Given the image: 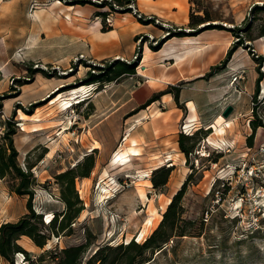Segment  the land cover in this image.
Listing matches in <instances>:
<instances>
[{
	"label": "rangeland",
	"instance_id": "374dc122",
	"mask_svg": "<svg viewBox=\"0 0 264 264\" xmlns=\"http://www.w3.org/2000/svg\"><path fill=\"white\" fill-rule=\"evenodd\" d=\"M5 1L0 5V95L6 96L3 117L17 121L14 144L19 152L18 163L24 169L28 163L35 165L32 172L37 184L32 204L38 213H43L44 220L49 221L53 212L64 209L54 175L75 166L94 150H87L93 144L102 147L95 153L93 172L98 169V173L77 180L84 210L73 224L74 233L53 238L47 248L85 243L90 232L92 244L84 257L87 259L97 245L132 238L144 241L160 223L182 184L171 191L167 187L156 192L145 181L148 171L124 168L122 163H128L130 156L127 162L119 161L118 154L122 152L115 151L129 143L124 140L131 129L146 132H142V117L150 115L151 104L147 103L168 88H151L146 76L156 55L185 47L166 40L184 30V43H194L199 34L158 16L143 14L135 5L132 10L141 16L116 10L110 15L111 23L104 24L99 11L112 9L98 7L102 0L86 4L80 0ZM197 1L216 19L214 23L224 26L206 30V40L218 42L215 46L220 55L228 46L229 50L234 48L233 54L236 52L241 64L252 65L250 56L256 65L254 74L258 78L263 73V79L257 94L256 86L247 87L250 76L245 72L242 79L233 84L230 81L234 90L226 92L227 88L219 87L213 90V96H206L204 89L210 87L207 82L215 73L220 86L232 78L226 70L230 60L225 61L226 54L215 65L219 67L216 72L201 82L175 84L182 95L178 108L184 115L191 110L202 120L201 124L189 126L191 133L211 129V143L205 142L208 137L197 142L184 165L185 179L192 174L183 199L187 217H205V226L200 237L170 241L169 248L156 255L153 264H264V60L259 65L251 54L253 51L255 56L264 57L260 41L264 37V0ZM119 19L120 25L114 27ZM246 23L250 28L242 32L245 45L239 46V38L231 29L245 27ZM103 27L115 31H104ZM226 41L231 44H223ZM157 50L159 54L154 53ZM117 60L135 63L136 72L113 80L87 82L88 73H101L103 68L116 65ZM30 66L45 73H37L29 80ZM76 89L80 91L74 97L71 92ZM59 94L62 97L52 103ZM187 97L193 98L194 106L184 102ZM230 105L234 110L225 118L222 114ZM255 119L263 126L253 131L250 121ZM227 121L231 125L225 134L213 133ZM184 123H179L178 130ZM251 135L252 145L248 143ZM146 146L150 147L148 142ZM27 202L28 196L17 195L8 180L0 178V226L27 213ZM143 229L146 234L140 237ZM19 242L32 256L42 251L28 238ZM16 260L18 264L27 263L21 254Z\"/></svg>",
	"mask_w": 264,
	"mask_h": 264
},
{
	"label": "trees",
	"instance_id": "16d2710c",
	"mask_svg": "<svg viewBox=\"0 0 264 264\" xmlns=\"http://www.w3.org/2000/svg\"><path fill=\"white\" fill-rule=\"evenodd\" d=\"M80 3H93V0H80ZM135 0H102L98 7H109L111 11H99L98 15L104 16L103 21L106 24V18L113 11L120 10L124 12H133L131 5H134ZM191 12L188 28L192 29L193 33L199 34L210 29H223L224 26L220 23H214V19L208 11L201 8L197 0H190ZM95 4V3H94ZM195 5V6H194ZM264 6V5H263ZM260 6H256V9ZM250 25L246 23L245 27H233L231 31L239 38L237 45L244 46V35L242 32L247 31ZM104 31L112 30L105 29ZM175 36H184V30L176 31ZM247 47L250 48V45ZM233 49L229 50L226 55V60L231 58ZM251 51V49H250ZM254 59L260 63L264 60L263 56L256 57L251 51ZM224 61V62H225ZM117 64L113 67L103 68L101 73H88L87 82H103L105 80H113L122 75H132L136 72L135 63L117 60ZM219 67L212 69L201 79L207 78L216 72ZM29 80L37 73H45L38 67H28ZM259 70V66H258ZM263 79V73L260 72L256 80V93L259 92L260 83ZM28 80V81H29ZM17 82H21L17 80ZM165 94H172L175 102L180 104V87L169 86L164 91L153 95L147 105L159 100ZM5 95H0V178H6L9 182L10 189L19 196H28L27 210L28 212L18 218L16 221L4 222L0 226V258L3 259V264H18L16 257L23 256V261L26 264H153L156 260V255L165 253L169 248L170 241L176 242L183 237H200L205 226V217L190 218L187 217L186 209L183 205V199L191 181L192 174L190 173L180 188L172 196L162 219L151 234L142 242L132 238L128 242L118 244L107 243L97 245L93 253L87 259H84L89 246L92 244L91 233H87V241L79 245H71L63 248L54 247L47 248L53 238L69 236L74 233L73 224L76 223L84 210V201L77 190V180L88 178L91 176L95 165L94 149L91 153L86 154L81 161L75 166L67 168L65 171L54 175L55 183L60 190V200L64 205V209L52 213L49 221L44 220L43 213H38L32 204L34 198L36 178L32 172L35 165L28 163L24 169L18 163V150L14 144V135L16 134L15 119H6L3 117V101ZM146 105V106H147ZM144 108V107H143ZM254 112V111H253ZM253 131L258 126H263L260 120L250 121ZM3 129V130H1ZM204 133V135H203ZM211 133V129L200 128L193 133L185 134L180 132L178 143L181 152L184 153L187 160L189 155L194 151L197 142L206 139ZM253 135V134H252ZM252 135L248 138V143L252 145ZM47 153V151H45ZM44 155L40 156L42 159ZM174 170L172 166H160L156 168L150 175L152 187L156 192H163L166 188L171 173ZM28 238L36 247L42 251L32 256L21 244L20 240Z\"/></svg>",
	"mask_w": 264,
	"mask_h": 264
},
{
	"label": "crops",
	"instance_id": "0c3cea01",
	"mask_svg": "<svg viewBox=\"0 0 264 264\" xmlns=\"http://www.w3.org/2000/svg\"><path fill=\"white\" fill-rule=\"evenodd\" d=\"M3 3H6V1L0 0V5H3ZM134 5L143 14L158 16L172 24L181 25L185 28L188 27L191 12L190 0H166V2H163L162 0H135ZM181 6L184 7L183 10L180 9ZM120 22L121 19L116 22L114 27H116ZM119 25L120 24H118V26ZM206 32L207 31L199 33V35L193 39L194 43L191 41V43H184V36H173L166 40L169 42L168 44L183 45L185 47L177 46L172 48L167 55H156L154 62L147 69L146 76L149 86L151 88H167L169 86H175V84L179 81L188 82L193 80L194 84L201 82L203 80L201 77H203L206 72H209L212 67L218 64L229 50L228 46L220 55L215 46L218 42L208 40V38L206 40ZM223 44L230 45L231 42L226 41L223 42ZM154 53L159 54V50L154 51ZM249 60L252 62V65H250V63H248V65L241 64L236 59L235 52L230 58L226 70L231 76L233 74L240 73L244 76L245 72L248 73L250 79L247 87L252 88L256 86L257 76L254 74L256 65L250 56ZM4 64H6V62H4ZM218 76L219 75L215 73V75L211 76L208 80L207 87H210L208 89H204L206 96H213V90H218L217 88L219 87L227 88L226 92L235 89L234 86L230 84L231 77L229 78L227 85H222L221 83L220 86V82L217 81L219 78ZM216 93L218 94V91H216ZM181 100L182 95L180 92V102ZM165 102L167 104H165ZM184 102L187 104L192 103L193 106L195 104L193 98L191 97L185 98ZM188 108H190L189 105ZM149 109L151 110L150 115L147 113V115L142 117V120H144L142 121V125L143 128H145L142 132H146L141 133L137 129H131L128 133V137H126L124 141L132 143H128L127 145L125 143L122 148L115 151V154L122 152L126 154V157L130 156V161L128 163H124L122 166L124 168L133 166L134 168L137 167L138 169H141L140 171H148L145 181H149L151 184L150 175L156 168L163 165L174 167L166 186V188H170L171 191V189H174L177 185L182 184L186 177L184 165L187 162V158L179 148L178 138L181 131L178 130V125L182 120H184L186 126L189 128V126L201 124L202 120L197 113L191 111L190 109L189 113L184 115L181 109L178 108V104L175 102L172 94H166L162 97V100L152 102ZM105 120L106 118L101 119L96 126H100ZM227 128L229 127H226L225 133L227 132ZM213 133L217 136H222L218 135L216 130H214ZM209 137L207 140H209ZM96 142L100 143L99 140H95V143ZM147 142L149 143V148L146 146ZM90 148L97 149L99 151L102 150L101 146L94 147V144L92 147L87 149L88 152L91 151ZM130 148H138L141 154H130ZM98 171L99 170L96 169V171L93 172V175L97 174ZM180 180L181 182L179 183Z\"/></svg>",
	"mask_w": 264,
	"mask_h": 264
},
{
	"label": "bare ground",
	"instance_id": "6f19581e",
	"mask_svg": "<svg viewBox=\"0 0 264 264\" xmlns=\"http://www.w3.org/2000/svg\"><path fill=\"white\" fill-rule=\"evenodd\" d=\"M163 2L165 1L166 2V0H162ZM169 1V0H168ZM162 4V3H161ZM164 4V3H163ZM184 6V5H183ZM179 7V6H178ZM183 8L184 7H182L181 6V10H183ZM260 41H261V44H262V46H261V48H262V53L264 54V37L262 38V39H260ZM82 89H84V87L82 88ZM79 91H80V89H76V90H74V91H72L71 92V95H74V97H77L78 95L77 94H79ZM62 97V94H59V96L57 97V98H55L53 101H52V103H55L56 101H58L60 98ZM262 97H264V83L262 84ZM68 103V102H67ZM72 106V104H70V105H67L66 107H64V109L66 110V109H68L69 107H71ZM23 117H25L24 115L22 116V118ZM226 125V126H225ZM225 125H223V126H221V127H219V128H216V132L218 133V135H223L224 133H225V131H226V127H229L230 125H231V121H227L226 123H225ZM209 141H212V139L211 138H209ZM208 140H206L205 142L206 143H211V142H209ZM98 144V143H97ZM94 147H99L98 145H95ZM137 151V149H135V148H130V150H129V152H130V154H132V155H139L140 153H138V152H136ZM136 152V153H135ZM118 160L119 161H126L127 162V159H126V154L125 153H120V154H118ZM125 163V162H124ZM124 163H122V164H124ZM128 177H134V175H132V174H129L128 175ZM145 197V199H146V201H148L149 199L147 198V196H144ZM149 222H151V221H149ZM141 232V235H140V237H142V236H144L146 233H145V230L143 229V230H141L140 231Z\"/></svg>",
	"mask_w": 264,
	"mask_h": 264
},
{
	"label": "built area",
	"instance_id": "2783aa9c",
	"mask_svg": "<svg viewBox=\"0 0 264 264\" xmlns=\"http://www.w3.org/2000/svg\"><path fill=\"white\" fill-rule=\"evenodd\" d=\"M131 6H132V8L134 9L133 5H131ZM133 13H134L135 15H137V16H141V15L137 14V11H136V10H134ZM106 22H107L108 24L111 23L110 16H108V17L106 18ZM109 22H110V23H109ZM256 57H258V55H256ZM242 77H243V76L241 75V73H240V74H233V75H232V78H231V83L233 84V83L236 82L237 80L242 79ZM181 132H183V133H185V134H190V133H191L190 129L186 126V123H184V124L182 125ZM79 194H81V190H80V189H79Z\"/></svg>",
	"mask_w": 264,
	"mask_h": 264
},
{
	"label": "water",
	"instance_id": "95a60500",
	"mask_svg": "<svg viewBox=\"0 0 264 264\" xmlns=\"http://www.w3.org/2000/svg\"><path fill=\"white\" fill-rule=\"evenodd\" d=\"M130 8H132V6H130ZM190 31H193V30L191 29ZM233 110H234V107L230 105L224 110L222 115L225 118H228L231 115V113L233 112Z\"/></svg>",
	"mask_w": 264,
	"mask_h": 264
}]
</instances>
